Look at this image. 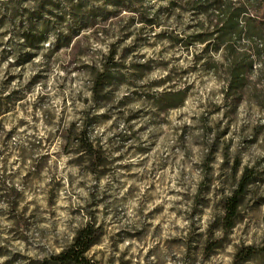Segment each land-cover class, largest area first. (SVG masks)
<instances>
[{"label": "rangeland", "instance_id": "1", "mask_svg": "<svg viewBox=\"0 0 264 264\" xmlns=\"http://www.w3.org/2000/svg\"><path fill=\"white\" fill-rule=\"evenodd\" d=\"M76 2L33 40L0 23V264H55L88 226L92 264H233L264 246V59L227 90L223 52L184 38L215 20L172 0H82L77 21ZM93 66L112 75L96 93ZM184 88L179 106L161 100ZM245 166L255 179L224 232Z\"/></svg>", "mask_w": 264, "mask_h": 264}, {"label": "trees", "instance_id": "2", "mask_svg": "<svg viewBox=\"0 0 264 264\" xmlns=\"http://www.w3.org/2000/svg\"><path fill=\"white\" fill-rule=\"evenodd\" d=\"M61 1L73 3V19L80 17L82 0H0V23L18 22L22 29L18 37L33 40L36 35L45 32V27L36 28L44 16L53 13ZM181 2L192 11L202 14L208 22L215 20L213 27H205L204 21H199L194 29L186 31L184 38L187 45L193 43L204 44L203 50L212 47L221 50L224 57V68L227 73V90L240 89L247 82V75L253 69V61L264 59V0H172ZM113 6L124 4L123 0H109ZM80 20L77 19V21ZM80 25L88 26V18L83 19ZM113 51L108 52L106 61H114ZM91 81L93 92H98L100 86L112 75L108 66L91 67ZM186 89L165 91L161 93V100L167 107L182 104ZM78 145L87 152H92L93 143L86 137L84 131L77 140ZM239 162H236L235 169ZM255 167L245 166L241 176L232 191L226 198L222 229L231 230L239 215V207L249 185L255 179ZM90 226L79 230L71 245L57 256L55 264H92L86 257V252L94 244ZM264 253V246H243L234 255L233 264H243L257 254Z\"/></svg>", "mask_w": 264, "mask_h": 264}]
</instances>
